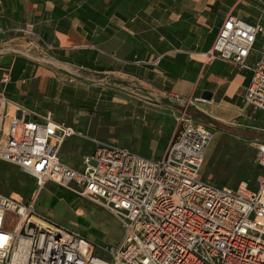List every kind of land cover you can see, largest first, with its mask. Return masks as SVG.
Listing matches in <instances>:
<instances>
[{"label":"built area","instance_id":"built-area-1","mask_svg":"<svg viewBox=\"0 0 264 264\" xmlns=\"http://www.w3.org/2000/svg\"><path fill=\"white\" fill-rule=\"evenodd\" d=\"M262 34L260 24L229 14L206 56L249 70L244 102L264 112ZM250 55L256 58L248 65ZM188 105L161 157L93 140L92 154L75 170L58 153L66 139L86 135L0 92V161L32 176L39 190L54 183L102 207L121 230L102 258L79 233L39 216L35 198L25 203L0 193V264H264V142L254 143V186L240 182L231 190L202 180L211 135L186 114Z\"/></svg>","mask_w":264,"mask_h":264},{"label":"crops","instance_id":"crops-1","mask_svg":"<svg viewBox=\"0 0 264 264\" xmlns=\"http://www.w3.org/2000/svg\"><path fill=\"white\" fill-rule=\"evenodd\" d=\"M239 4V0H0V92L32 111L52 116L56 112L77 124L81 112L71 111L69 117L63 113L72 110L71 103L95 104L106 98L99 82L110 79L125 85L118 99L124 113L129 112V103V110L137 111L133 117L144 127L169 130L166 146L188 102L192 105L186 106V114L197 124L255 138L257 133L248 125L264 112L244 102L250 71L206 56L227 15L264 27V0L244 3L245 16L238 13L243 12ZM255 58L250 55L247 64ZM203 91L211 93L209 100L201 98ZM138 101L143 105L132 103ZM59 153L62 163L81 169V164L74 165Z\"/></svg>","mask_w":264,"mask_h":264},{"label":"rangeland","instance_id":"rangeland-1","mask_svg":"<svg viewBox=\"0 0 264 264\" xmlns=\"http://www.w3.org/2000/svg\"><path fill=\"white\" fill-rule=\"evenodd\" d=\"M248 0H239L240 15L245 16ZM99 87L103 88L106 98L95 104L86 101L71 103L72 110L63 114L69 117L71 111L81 112L82 119L72 124L68 119L53 112V119L72 126L86 135L85 138L71 137L60 147L59 156L63 155L70 163L80 164L81 156H90L93 152V140L103 143H116L130 153L143 159H156L162 156L169 137L165 126L144 127L142 122L134 118L136 108L124 113V106L118 101L124 95L125 85L110 79H103ZM124 89V90H123ZM80 98L83 95L80 94ZM111 98L114 101L111 102ZM137 106L142 101L132 102ZM73 104V105H72ZM151 107V105H148ZM153 108V106L151 107ZM141 110V111H140ZM138 110L142 112L143 109ZM93 114V115H91ZM91 115V116H89ZM136 115V114H135ZM70 119V118H69ZM241 124V123H240ZM247 125V124H242ZM240 125L239 128H242ZM257 133L256 137H244L236 131H218L207 126L210 141L206 147L199 176L202 180L210 177L218 187L234 190L240 182L254 186L259 176L255 162L254 140L264 142V114L256 115L251 125ZM237 127V126H236ZM160 130L157 134V130ZM0 193L20 198L22 202L34 200L36 211L48 217L64 229H71L92 244L95 254L107 257L106 250L120 240L121 230L118 221L102 207L79 197L71 190L54 183H46L38 189L32 176L23 173L17 167L0 161Z\"/></svg>","mask_w":264,"mask_h":264},{"label":"water","instance_id":"water-1","mask_svg":"<svg viewBox=\"0 0 264 264\" xmlns=\"http://www.w3.org/2000/svg\"><path fill=\"white\" fill-rule=\"evenodd\" d=\"M201 98L204 100H209L211 98V93H209L208 91H203L201 94Z\"/></svg>","mask_w":264,"mask_h":264},{"label":"trees","instance_id":"trees-1","mask_svg":"<svg viewBox=\"0 0 264 264\" xmlns=\"http://www.w3.org/2000/svg\"><path fill=\"white\" fill-rule=\"evenodd\" d=\"M187 110V108L185 109V111Z\"/></svg>","mask_w":264,"mask_h":264}]
</instances>
